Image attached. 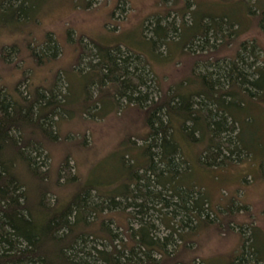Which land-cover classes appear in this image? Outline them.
<instances>
[{"label": "rangeland", "instance_id": "rangeland-1", "mask_svg": "<svg viewBox=\"0 0 264 264\" xmlns=\"http://www.w3.org/2000/svg\"><path fill=\"white\" fill-rule=\"evenodd\" d=\"M243 1L38 0L33 19L20 22L19 28L13 24L0 27V88L13 98L26 99L39 90L63 107L62 117L50 118L59 134L57 143L49 148L50 167L55 173L60 171L58 183L64 186L79 175L84 183H100L108 188L111 182L113 187L120 180L115 173L120 159L131 157L129 139L136 141L147 133L143 109L123 106L125 99L120 106L105 97L94 102L98 91L91 86L95 76L89 69L98 74L106 70L91 41L120 51V67L116 69H122L129 59L130 75L125 77L129 82L137 84L139 76L148 77L142 91L150 95V100L159 99L172 85L182 86L184 93L198 91L202 84L194 73L223 81L227 62L236 56L241 42H246V50L252 40L258 43L257 55L262 59L264 32L259 22L264 0ZM219 23V31L211 29L205 37L193 36L202 33L204 27ZM157 25L166 33V47L153 33ZM232 25L237 36L228 31ZM154 38L157 42L153 47L148 39ZM48 40L50 45H58L59 52L54 54L50 47L47 56H42L41 45ZM189 42L192 44L187 46ZM132 54L148 66L135 62ZM240 54L246 55L248 63L254 61L246 51ZM33 56H38V60ZM153 78L158 80L152 81ZM150 100L144 108L151 104ZM242 121L250 155L241 161L235 159L236 153H230L236 146L235 140L233 143L218 138L219 148L207 154H203L207 139L182 142L190 165L184 184L206 193L213 210L209 214L213 223L201 226L189 248L183 247L197 257L196 264H264V259L255 262L256 256H251L248 246L253 239L264 258V104L250 103ZM232 134L228 133L227 138ZM135 144L138 146L141 141ZM41 153L39 150L33 155L38 167L45 171L49 160ZM220 153L226 154L228 162L216 165L224 159ZM67 158L68 164L63 166ZM71 194L70 188H61L56 196L48 195L45 200L53 206L58 199L69 200ZM132 223L138 227L136 222ZM159 233L164 237L170 230L160 227ZM176 243L168 248L171 253L177 247L180 249L178 239ZM236 253H244L248 262L233 261ZM253 256L254 262L250 260Z\"/></svg>", "mask_w": 264, "mask_h": 264}, {"label": "trees", "instance_id": "trees-1", "mask_svg": "<svg viewBox=\"0 0 264 264\" xmlns=\"http://www.w3.org/2000/svg\"><path fill=\"white\" fill-rule=\"evenodd\" d=\"M38 8V0H0V27L13 24L19 28L20 22L35 17ZM259 26L264 32V7ZM220 27V23L204 27L202 33L193 36L205 37L209 30L219 31ZM233 27L228 31L237 36ZM153 33L166 47L169 41L160 25ZM148 41L153 47L157 42L156 38ZM91 42L106 70L98 74L89 69L95 76L91 86L98 91L92 99L98 102L105 97L118 106L125 99L123 106L143 109L147 133L136 139L141 141L138 146L135 138L129 139L131 157L120 159V168L115 171L120 180L113 187L111 182L108 188L84 183L79 175L61 186L60 171L55 173L50 167L49 148L59 138L50 118L62 117V105H55L39 90L26 99L13 98L0 88V264H196L197 257L188 248L198 229L213 223L209 218L213 210L206 193L184 184L190 165L182 142L207 139L203 153L207 154L219 148L218 138L227 139L236 141L230 152L236 153V160L250 155L243 138L242 116L250 103L264 104V55L262 59L257 55L260 45L252 40L246 50V42H241L236 56L227 62L223 81L194 73L202 84L198 91L184 93L185 88L172 85L159 99L150 100L142 91L148 77L139 76L137 84L129 82L125 78L130 75L129 59L122 69H116L120 51ZM50 43L48 40L41 45L42 56H47L50 47L54 54L59 52L58 45ZM243 51L254 59L252 63L240 54ZM131 56L148 66L139 56ZM148 100L151 104L144 108ZM228 133H233L230 138ZM39 150L49 160L45 171L33 155ZM221 154L224 159L216 165L228 162L226 154ZM61 188L72 190L69 200L57 198L56 204L49 206L46 197L56 196ZM160 227L170 234L160 237ZM177 239L181 247L171 253L168 248L175 247ZM251 240V256H256L255 262L263 261ZM234 256L233 261L249 260L244 253ZM255 256L250 260L254 262Z\"/></svg>", "mask_w": 264, "mask_h": 264}]
</instances>
